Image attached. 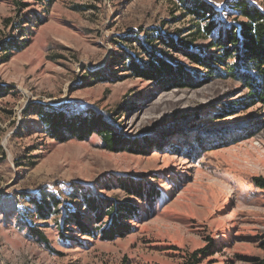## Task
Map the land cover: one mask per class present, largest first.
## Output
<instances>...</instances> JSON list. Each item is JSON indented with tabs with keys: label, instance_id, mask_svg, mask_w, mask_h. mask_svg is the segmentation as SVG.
Listing matches in <instances>:
<instances>
[{
	"label": "rangeland",
	"instance_id": "1",
	"mask_svg": "<svg viewBox=\"0 0 264 264\" xmlns=\"http://www.w3.org/2000/svg\"><path fill=\"white\" fill-rule=\"evenodd\" d=\"M197 1L217 14L198 20L181 0H0V264H263L264 106L240 104L243 84L184 54L215 51L217 30L196 25L244 19L234 0ZM144 49L182 67L180 87L129 70L130 57L149 68ZM38 112L97 119L116 150L92 131L56 141ZM31 199L50 207L42 217ZM119 204L135 212L104 239L94 229Z\"/></svg>",
	"mask_w": 264,
	"mask_h": 264
},
{
	"label": "trees",
	"instance_id": "2",
	"mask_svg": "<svg viewBox=\"0 0 264 264\" xmlns=\"http://www.w3.org/2000/svg\"><path fill=\"white\" fill-rule=\"evenodd\" d=\"M181 3L185 10L198 20L205 21L206 15L209 17L217 14V11L204 2L197 0H181ZM231 5L232 10L238 16L242 17L244 21L237 25H229L224 28H218L217 24L213 22L206 23L202 29L196 25V32L198 36L202 38L211 36L214 34L213 32L217 30L213 37V42L209 45L210 48H215V51L206 56H198L197 54L194 55L191 53L184 54L189 57L192 62L201 67L209 68L210 70H213L216 66H221L224 68V71L219 72L220 76L223 78L235 79L243 84L248 89V93L241 100L240 104L261 103L264 106V13L248 0H234L231 2ZM158 40L162 41L161 38ZM134 42L144 48L140 39H137V37L134 39ZM10 44L11 45L6 47L7 49H5V52L10 49L19 50L22 48V45L17 42ZM178 44V46L185 48L189 47V43L183 40L179 41ZM166 46L174 50H179L177 49V44H174L172 41L166 43ZM146 53L151 59L148 64L149 68L140 69L138 64L130 57L128 62V66H130L129 70L142 77H151L161 83L171 85L174 88L180 87L179 82L183 80L182 75H184L182 73V67L180 65H174L175 67H173L171 64L166 63L163 59L158 57L157 54H150L147 50ZM233 56L235 57V62L228 64L227 60L232 59ZM37 115L41 123L46 127L49 136L56 141L64 142L70 138L82 140L92 131L102 138L105 148L110 151L116 150V146L119 143L116 135L110 130L105 128L100 130L97 119L77 118L65 122L64 118L55 112H38ZM253 184L255 187L264 191V178H254ZM124 188H126L127 192H133L131 194L140 198V200L143 199L138 191L135 192L131 187ZM29 201L32 203L35 212L41 217L46 210L50 208L48 204L40 200L31 199ZM85 202L90 208H94V201ZM53 207H57V203L53 205ZM131 209L129 205L125 204L110 205L107 211L102 215L103 218L107 220L105 228H95V232H99L100 236L104 239H114L124 236L126 233V225L121 221L126 219L124 212H135V210L133 211ZM94 210L95 212L97 211L96 209ZM74 216L76 220H78L76 226L81 228L80 230H82L83 234L90 235L93 233L89 231L88 226L81 224L78 219L80 215ZM100 216L99 214L95 219H91V222L98 223L100 221ZM57 227L61 228L62 226L60 227L57 225ZM32 232L40 243L44 244L46 247L49 246V242L42 232L34 229H32Z\"/></svg>",
	"mask_w": 264,
	"mask_h": 264
}]
</instances>
